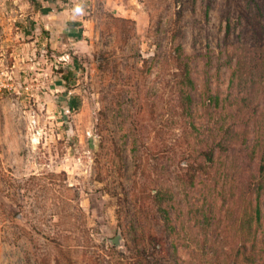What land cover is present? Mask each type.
<instances>
[{
	"label": "rangeland",
	"instance_id": "obj_1",
	"mask_svg": "<svg viewBox=\"0 0 264 264\" xmlns=\"http://www.w3.org/2000/svg\"><path fill=\"white\" fill-rule=\"evenodd\" d=\"M0 264H264V0H0Z\"/></svg>",
	"mask_w": 264,
	"mask_h": 264
},
{
	"label": "crops",
	"instance_id": "obj_2",
	"mask_svg": "<svg viewBox=\"0 0 264 264\" xmlns=\"http://www.w3.org/2000/svg\"><path fill=\"white\" fill-rule=\"evenodd\" d=\"M49 7V10L47 11V13H45V14H47V15H49L51 12H53V7L50 5V6H48ZM63 11H64V9H63ZM61 17H62V19L64 20V22H65V20H76V19H78V18H75V16L73 15V16H71V15H69L68 17H65V16H63V12L61 11ZM63 20H62V24H63ZM41 28H43V30L44 29H46V24H45V26H40ZM79 31V30H78Z\"/></svg>",
	"mask_w": 264,
	"mask_h": 264
},
{
	"label": "trees",
	"instance_id": "obj_3",
	"mask_svg": "<svg viewBox=\"0 0 264 264\" xmlns=\"http://www.w3.org/2000/svg\"><path fill=\"white\" fill-rule=\"evenodd\" d=\"M44 10L45 11H48L49 10V7L48 8H44ZM71 24H77V22L76 21H72V22H70ZM81 35V32H80V30L76 33V34H74V36H76V37H79Z\"/></svg>",
	"mask_w": 264,
	"mask_h": 264
}]
</instances>
